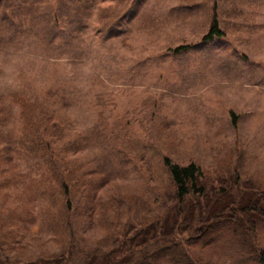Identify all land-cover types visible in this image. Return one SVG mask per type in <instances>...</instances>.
<instances>
[{
    "label": "rangeland",
    "instance_id": "374dc122",
    "mask_svg": "<svg viewBox=\"0 0 264 264\" xmlns=\"http://www.w3.org/2000/svg\"><path fill=\"white\" fill-rule=\"evenodd\" d=\"M166 158L219 197L196 215L264 192V0H0V264H80L172 215ZM233 221L189 257L239 264Z\"/></svg>",
    "mask_w": 264,
    "mask_h": 264
},
{
    "label": "trees",
    "instance_id": "16d2710c",
    "mask_svg": "<svg viewBox=\"0 0 264 264\" xmlns=\"http://www.w3.org/2000/svg\"><path fill=\"white\" fill-rule=\"evenodd\" d=\"M223 35L217 14L213 10L209 30L202 41L203 43L210 42ZM189 48L190 46H180L174 49L173 53L180 54ZM164 166L174 188L176 207L173 208L174 213L144 224L141 228L133 230L130 235L127 233L120 235L114 247L104 252H96L80 264H215L210 259L206 261L197 257L195 261L194 257H189L187 244L193 239L203 241L210 237L211 232L220 230L223 226L231 229L233 218L238 219L237 225L240 233L251 239L238 245L237 261L239 264H264V248L254 243L252 234L257 225L264 221V192L257 193L256 198H248L245 203L235 201L231 205L225 204L222 208L212 210L210 213L207 208L199 209L200 213L196 215L193 200L207 198L214 203L220 202L219 197H209V179L194 163L180 166L166 158ZM59 179L63 196L66 199L65 210L68 217L71 212L68 185L64 175L59 174ZM205 215L208 217L205 218ZM68 224L71 226L69 219ZM215 241L209 238L203 241V245L214 247ZM44 264L76 263L69 251Z\"/></svg>",
    "mask_w": 264,
    "mask_h": 264
},
{
    "label": "clouds",
    "instance_id": "9594fccd",
    "mask_svg": "<svg viewBox=\"0 0 264 264\" xmlns=\"http://www.w3.org/2000/svg\"><path fill=\"white\" fill-rule=\"evenodd\" d=\"M9 83H11V81H9Z\"/></svg>",
    "mask_w": 264,
    "mask_h": 264
}]
</instances>
